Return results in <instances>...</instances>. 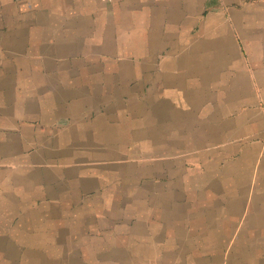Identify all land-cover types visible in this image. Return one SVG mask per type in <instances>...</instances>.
Instances as JSON below:
<instances>
[{"label":"crops","instance_id":"1","mask_svg":"<svg viewBox=\"0 0 264 264\" xmlns=\"http://www.w3.org/2000/svg\"><path fill=\"white\" fill-rule=\"evenodd\" d=\"M0 264H264V0H0Z\"/></svg>","mask_w":264,"mask_h":264}]
</instances>
